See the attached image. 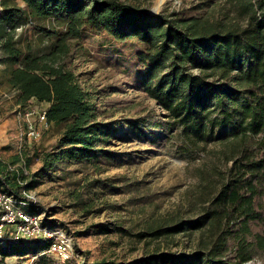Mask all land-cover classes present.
Masks as SVG:
<instances>
[{"label":"trees","instance_id":"trees-1","mask_svg":"<svg viewBox=\"0 0 264 264\" xmlns=\"http://www.w3.org/2000/svg\"><path fill=\"white\" fill-rule=\"evenodd\" d=\"M14 1L1 7L0 62L19 109L45 103L48 125L60 127L46 167L61 160L109 162L115 138L158 146L175 134L185 141L182 150L219 141L229 161L218 185L203 194L196 218L173 216L138 234L160 239L180 233L189 238L188 251L91 264H264V0H228L223 16L183 8L152 14L122 0H20L22 7ZM26 24L34 25L40 41H50L47 52L35 53L24 33L15 32ZM83 40L95 43L110 71L153 100L162 115L99 120L103 112L60 62ZM5 171L0 161V189L35 212L17 173ZM48 245L44 237L2 235L0 264L29 256L46 263Z\"/></svg>","mask_w":264,"mask_h":264},{"label":"rangeland","instance_id":"rangeland-1","mask_svg":"<svg viewBox=\"0 0 264 264\" xmlns=\"http://www.w3.org/2000/svg\"><path fill=\"white\" fill-rule=\"evenodd\" d=\"M11 1L0 0V13L2 5ZM122 1L156 13L183 8L186 13L194 14L211 9L223 16L229 10L228 0ZM14 2L19 7L23 5L20 0ZM25 27L15 32L24 33L35 53L47 52L50 41H40L34 35V25ZM101 54L95 43L83 40L71 45L68 55L60 59L76 75L98 112H103L99 120L162 113L142 91L129 87L124 76L111 72ZM4 68L0 62V161L6 165L7 175L17 173L18 183L32 195L34 209L44 220L71 234L78 254L68 261L91 264L105 259L126 263L150 251L190 249L189 238L180 233L169 237L170 240L153 239L149 235L138 237V234L170 222L173 216L197 217L203 194L214 190L229 164L222 153V143L212 141L201 143L200 149L194 146L182 150L178 145L185 141L177 134L158 146L131 138H115L108 149L116 152V156L109 162L101 160L84 165L61 160L53 163L52 168L46 167L45 154L57 150L60 127L38 124L41 136L37 141L25 136V125L5 82ZM31 105L36 109L46 107L45 103L31 102ZM45 254L49 258L46 263L32 256L6 261L61 264L53 254ZM251 264L261 263L253 260Z\"/></svg>","mask_w":264,"mask_h":264},{"label":"built area","instance_id":"built-area-1","mask_svg":"<svg viewBox=\"0 0 264 264\" xmlns=\"http://www.w3.org/2000/svg\"><path fill=\"white\" fill-rule=\"evenodd\" d=\"M17 27L16 29H19ZM19 117L25 125V136L37 141L41 136L39 125L47 126L45 109H36L31 104L24 109H19ZM39 124V125H38ZM23 195L32 203V195L23 190ZM28 202L18 200L9 193L0 189V236L8 235L15 238L44 237L49 239L45 253H50L59 258L60 263L74 259L78 251L70 233L57 225L44 223L40 212L29 211ZM34 257V256H32ZM32 260V259H31ZM31 261L29 262V264Z\"/></svg>","mask_w":264,"mask_h":264},{"label":"water","instance_id":"water-1","mask_svg":"<svg viewBox=\"0 0 264 264\" xmlns=\"http://www.w3.org/2000/svg\"><path fill=\"white\" fill-rule=\"evenodd\" d=\"M149 12L150 13H152V14H157L155 11H153V10H149Z\"/></svg>","mask_w":264,"mask_h":264}]
</instances>
